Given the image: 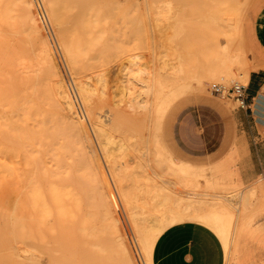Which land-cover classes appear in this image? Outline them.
Returning <instances> with one entry per match:
<instances>
[{
	"label": "bare ground",
	"instance_id": "1",
	"mask_svg": "<svg viewBox=\"0 0 264 264\" xmlns=\"http://www.w3.org/2000/svg\"><path fill=\"white\" fill-rule=\"evenodd\" d=\"M117 1L0 0V158L22 157L18 188L9 181L3 186L5 193L18 190L19 195L14 202L8 197L0 201L4 205L0 220L12 229L5 239L10 241L18 233L42 245L50 235L55 243V264H154L155 237L166 222L177 225L188 217L216 219L227 214L233 220L222 226L215 223L219 234L230 239L225 264H264V259L236 261L233 255L241 238L264 241L260 184L234 182L203 191L207 189L194 183L193 190L185 192L180 182L166 173L171 175V171V176L183 182L184 167L189 165L173 155L163 141L157 139L152 146L155 162L163 164L166 158L167 172L149 164V135L140 144L128 136L113 134L117 111L123 108L134 115L143 110V122L150 130L149 110L155 93L151 72L144 74L141 67L132 71L130 62L117 65L111 76L114 89H109L110 95L107 76L111 74L104 78L105 72L97 74L98 79H89V85L80 76V57L92 47L102 46L107 27L112 31L117 27L111 23V27L106 26L109 21L105 24L104 20L117 14ZM232 10L240 13L238 6ZM73 15L76 27L70 25ZM47 21L59 31L55 29L65 61L46 27ZM230 36L234 42L241 40L239 24L232 25ZM100 39L103 42L97 44ZM93 48L95 53L104 50ZM213 64L197 76L199 87H205L211 79L231 81L236 75L247 81L250 71L257 67L239 51L223 52ZM121 74H125V82L130 80L139 87L137 94L124 87ZM173 94L176 89L169 97ZM167 98L159 104L160 109L172 105ZM101 101L111 105L102 113L96 111ZM155 164L161 169L162 164ZM174 171L181 173L179 177ZM211 189L214 192H209ZM19 205L22 212L18 216L15 212ZM255 205L257 210L252 212ZM250 208L252 213L244 214ZM27 252L32 253L29 249ZM19 257L10 248L13 264L34 262L33 257L25 255L28 262ZM4 261L0 255V263Z\"/></svg>",
	"mask_w": 264,
	"mask_h": 264
},
{
	"label": "rangeland",
	"instance_id": "2",
	"mask_svg": "<svg viewBox=\"0 0 264 264\" xmlns=\"http://www.w3.org/2000/svg\"><path fill=\"white\" fill-rule=\"evenodd\" d=\"M40 1L42 2V0H39V2ZM253 1L254 0H118L117 5L115 4L117 6L118 15H114V17L111 16L112 18L109 17L112 21L117 17L114 24L109 18L104 17L106 18L104 19L105 24H108L109 21V24L106 26L112 24L111 26L115 27L117 25V27H115L113 31L109 27H107L109 31L107 28L105 29V38L102 37L104 40L101 38L104 42L100 39L97 43L103 42V47L99 46V48L97 45L96 47L94 46V48L92 47L96 49V51L99 49L104 50H101L102 52L99 50V53H95V50H92V48L90 49L91 46H89L90 50L86 52L88 55L85 54L87 57L85 55L82 56L83 58L80 57V64H78V66L81 65V68L78 67L80 69H78V71L82 78H85L87 82L89 81L88 85L90 84L89 79L93 78L91 79L92 82L98 79V77L95 79L97 74L101 73L99 75L101 76L103 72H105L104 75H102L103 78L105 74L106 76L111 74L107 76V86L109 87L107 88V94L109 95V89H114V87H112L113 81L111 76L115 68L118 67L117 65L124 66L130 62V70L132 71L141 67L144 74H146L147 71L151 72V82L155 88V93L152 95V105L149 110L150 130H147L143 122V110L137 111V115H134L123 108L117 111V123L113 122V134H116V136H128L133 143L137 141L140 144H143L144 138L146 135H149L151 148L147 157L150 158V161L152 160L149 164H151L155 170L167 172L169 168L168 166H166L168 168H165V165H167L166 158H164L165 161H163L165 163L163 162V164L162 162H155L156 159L154 160V152L156 150H154L153 146L156 141H163L169 151L174 155H178L179 157L185 155V153H183V147L180 145L182 141H178L181 139H177L176 129L183 125V111L193 107L196 103L202 102L198 100L200 97L208 99L206 103H204L206 109L210 108L219 113L218 116L216 114L213 116L211 112H205L204 120L207 124L206 133L210 139L208 145H210V147L214 146L217 143V139L222 136L226 130H228L227 135L229 136L230 143L227 151L233 145L235 131L232 127L231 115L239 104L232 98L216 95L212 92L211 87L214 83H222L228 87L235 82L247 85V81L239 80V76L236 75L237 77H231V81H228V79H211L206 82V86L204 85L205 87H199L197 76L202 75V73L205 74L208 67H210L209 65L214 66L215 64H213V61L216 60L217 56L222 55L223 52L236 53L239 51L246 60H250L251 49L246 40L244 27L248 9ZM112 4H114V2H112ZM41 6L44 9L43 3ZM237 6L240 9L239 14H235L232 10ZM160 11L162 12L160 13ZM73 16L70 17L72 21L70 25L71 27H76L77 18ZM235 23L239 24L241 27V40L237 42H234L230 36L232 33V25ZM46 25L57 48L59 47L58 50L62 60H64V54H61L63 52L60 48L57 28L48 21ZM106 38H109V40L106 41ZM105 44L108 46L107 48L104 47L106 46ZM93 45L95 44L93 43ZM105 48L107 50H105ZM215 62L217 63V61ZM65 67L67 70L68 66ZM234 68L238 69L239 67L234 66ZM67 73L71 79L69 71H67ZM122 80L124 83L125 74H121V81ZM127 81L124 83V87L129 88L131 91L135 90L134 92L137 94L139 92V87L136 84L132 85L130 80ZM92 82L90 86L94 85ZM186 84L189 85L188 89L185 87ZM129 85H132L131 87L134 89H131ZM175 89L176 94L169 97L170 91ZM166 97H168V100H171L172 105L183 97L174 106L171 105L172 108L168 114L167 111L169 109L162 107V109H160L159 106ZM108 99L110 100L111 98ZM109 103L110 102L102 101L97 103L96 111L102 113L108 110L111 106ZM158 110L159 113L157 112ZM106 113L107 112H105V114ZM114 124H116V126ZM147 131L148 133H146ZM21 159V156L11 158L6 155L0 158V201L8 197L10 202H12L14 199L16 201L19 197L18 190L16 193L7 194L4 192L3 186L6 181H9V183H12V185L18 188V173L22 168ZM143 160L147 162L145 158H143ZM155 163L162 164L161 169H163V171L159 169V165L155 166ZM188 165V167L183 165L185 166L183 176L181 177L183 182L176 176H171L172 172L170 170L172 169L169 170L171 175L167 174L168 172L165 173L167 176H170V179H175L178 181L177 183L180 182L185 192L193 190L194 183L195 185L200 183L207 189L203 191H208L209 186H219L218 182L214 183L210 180L214 178L212 176V166L204 168ZM149 171H151V169H149ZM174 172L176 173V171ZM180 174L181 173L178 172L175 175L179 177ZM258 179L264 181V176H260ZM199 190L202 191L201 189ZM185 192H183V194ZM209 192H214V190L211 189ZM0 208L4 209V205H0ZM251 208H253V211ZM251 208L249 212L247 211L248 213L246 212L244 214L250 215L257 210L256 205ZM21 212L22 208L19 205L15 214L19 216ZM228 216L229 215L225 214L216 219H195L188 217L184 222L194 221L210 228L221 239L224 251H226L227 244L225 245V242H227L229 238L224 233L219 234L215 223H217L218 226H222L225 222L233 220L232 217ZM48 225L50 227L52 222H49ZM172 226L174 225H170L166 222L165 226H163V230L157 234L155 240L157 241L159 236ZM11 230V227L4 222V219H1L0 255L4 257L5 261L0 264H13V261L9 260L10 248L20 255V260H25V255H27L34 258L32 264H55V259L52 257L55 254L52 249L55 243H53V238L50 235L47 236L48 240L46 243L42 245L40 242L36 241V239L23 238L18 233L16 237L8 241L5 238ZM27 249L32 251L31 255H29L30 253L27 252ZM25 261L28 262V260Z\"/></svg>",
	"mask_w": 264,
	"mask_h": 264
},
{
	"label": "crops",
	"instance_id": "3",
	"mask_svg": "<svg viewBox=\"0 0 264 264\" xmlns=\"http://www.w3.org/2000/svg\"><path fill=\"white\" fill-rule=\"evenodd\" d=\"M244 30L251 49L249 59L257 67L250 71L247 80L249 107H237L231 115L235 131L233 145L227 151L230 145L228 130L214 146L208 145L210 139L206 133L205 112L209 111L213 116L219 113L206 109L204 103L208 99L200 97L198 100L202 102L183 111V125L177 127L176 135L177 139H181L178 141H182L180 145L185 155L175 156L195 167L212 166L214 178L210 180L219 185L234 182L260 184L259 195L264 197V181L258 179L264 176V0L251 3ZM229 242L230 239L225 242L227 247ZM225 252L215 232L201 223L185 221L168 228L159 236L153 249V263L225 264ZM233 255L236 261H260L264 259V241L258 243L255 239L241 238L235 245Z\"/></svg>",
	"mask_w": 264,
	"mask_h": 264
},
{
	"label": "built area",
	"instance_id": "4",
	"mask_svg": "<svg viewBox=\"0 0 264 264\" xmlns=\"http://www.w3.org/2000/svg\"><path fill=\"white\" fill-rule=\"evenodd\" d=\"M212 92L216 95H221L223 97L232 98L235 101L238 102V107L241 108H248V92H247V85L240 84L238 82H235L233 85L228 87L227 85H224L222 83H214L212 84Z\"/></svg>",
	"mask_w": 264,
	"mask_h": 264
}]
</instances>
